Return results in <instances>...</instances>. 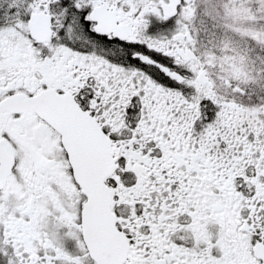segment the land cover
<instances>
[{
  "label": "snow or ice",
  "instance_id": "obj_1",
  "mask_svg": "<svg viewBox=\"0 0 264 264\" xmlns=\"http://www.w3.org/2000/svg\"><path fill=\"white\" fill-rule=\"evenodd\" d=\"M0 264H264V0H0Z\"/></svg>",
  "mask_w": 264,
  "mask_h": 264
}]
</instances>
